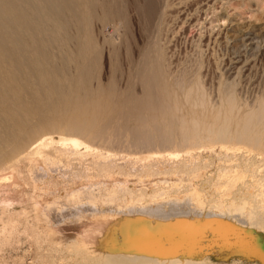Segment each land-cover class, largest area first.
I'll list each match as a JSON object with an SVG mask.
<instances>
[{
	"label": "rangeland",
	"instance_id": "rangeland-1",
	"mask_svg": "<svg viewBox=\"0 0 264 264\" xmlns=\"http://www.w3.org/2000/svg\"><path fill=\"white\" fill-rule=\"evenodd\" d=\"M119 1L129 18L122 28V33L124 32L126 34V39L123 45L119 46L120 48L117 55L111 52L109 45L105 42L107 31H104L102 22L96 20L94 22L95 25L92 24L91 26L92 30L94 29L93 33L100 45L101 54V60L96 70L97 79L93 80V85L100 83L104 87H107L109 83L114 81L116 83V91L125 90L129 83V80L127 81L126 78L127 57L124 56L125 46L127 44L130 45L132 58L136 59L139 55V47H143L147 44L150 35L157 31L159 45L165 55V67L168 69L166 70L170 79L169 81L172 84L180 83L185 87L192 86L198 82L201 85V93L209 99L213 106L219 107L220 110L217 114H209L207 116V119L210 121H206L207 123L213 122L215 120L213 118L218 119L217 116L219 114V116H221L219 117L221 121L224 117H246L250 115L249 111H256L257 108H260L259 106L263 105L264 0ZM124 36L125 35H123V37ZM123 37H121V39ZM121 39L118 40V45H120ZM114 64H116L117 69ZM139 85L138 83L134 85V90L136 92L141 91V85ZM220 119L218 121H220ZM38 121L39 117L32 121L30 126L22 131L21 135L14 143L6 146L0 151L1 170L11 166L14 168L16 167L20 171V176L28 181V170L30 166H34L35 163L24 157L19 161L17 160L29 143L47 137L45 136L47 130L39 131L35 134L32 133V131L36 129ZM124 123L126 122L124 121ZM134 125L137 126L135 121H129V126ZM233 127L237 128V125ZM48 136L57 139L56 141L53 140V143L50 144V149L55 151L60 145L58 143H60L59 139L62 134L59 135L58 133H54ZM64 136L70 137L67 135H63V137ZM209 136L208 134L198 146L195 145V147H191V150L189 149L192 153V155L189 156L194 158L189 157L184 151L176 150L175 152V149L166 151V153L154 152L155 155H152L151 152L137 154L129 153L130 149L129 151H122L120 149L114 150V148L110 149L111 147L97 146L92 143L90 144L95 149V152H87V156L84 157L87 159H83L82 162L81 159L79 160L78 158L74 161L71 160L73 163L72 164L70 161L72 166H68L69 163H64L68 162L66 158H62L63 160L61 157L60 159L58 157H56L57 159L54 158V161H57L56 167H50L51 169L47 171V177L49 180H56L55 183H57L59 188L61 187V189H63L64 186H73L72 183H74L73 181L76 180L78 175L80 179L77 178V181H84L83 183H85L88 180L87 183H92L90 186L95 187L96 193H98V191L99 193H105L103 195L101 194L103 199L110 194L112 198L116 195L115 197H117V200H114L116 202H112L110 196L106 199L108 200L110 198L111 201L109 199L106 202V199L102 200L101 197L98 201L102 200V202L99 204L98 202L94 204L92 200L89 199L85 200L86 202L84 201L86 204L81 203L83 207L81 204L74 205L75 207H79V209L74 206L71 208L68 207L66 205L68 201L62 198L60 204L64 202L63 205L65 204V208L58 207V209L55 208L57 211H49L45 207L43 211V206L37 203V205L34 204L35 200L33 202L31 194L32 187L30 184L28 183V185L27 181L23 178L19 181L17 180L18 182L13 183L14 185L9 187L10 190L14 192L10 191L9 194L15 199L14 202L11 201L8 206L0 209V221L1 219L3 221L0 222V264H118V262L119 264H173L177 257L178 262L175 264H264V154L262 153L264 149H251L247 143L215 141L214 136H212L211 139H209ZM80 139L84 141L82 138ZM82 151H84V149H82ZM190 151L187 152L186 150L185 152L189 154ZM171 152L175 153V155ZM178 152L181 154L179 155ZM120 153L123 154L121 155ZM159 153H161V156ZM94 154L99 155H96V158H94ZM108 154H110V157ZM145 155H152L153 157L142 159V156ZM92 158L96 159L98 162L100 161V163H106L107 161L108 164L110 161L112 165L118 162L116 163L117 165L115 164V167H117L115 169L116 171H118L120 167L121 169L125 167L127 171L124 169L122 170L126 171L127 174L123 173L124 175H128V173H130V175L132 173L136 174L134 176L129 175L132 178H130L128 182L129 187L132 188L135 193H133L134 191L130 192L132 189H129V191L126 190L125 192L120 190L119 192V189H121L120 186H122L124 182L120 185L121 178H119L120 180L116 179L120 177V175L121 177L125 176L119 171L120 175H117L119 174L118 172L116 174L112 171L110 175L109 170H107L109 173L105 171L108 175L103 172L101 173V171H98L99 168L90 164V159ZM59 160L63 162H58ZM102 160L105 161L103 162ZM144 164L146 169L143 167ZM59 166L60 168L57 169ZM136 168L140 171L142 170V173L136 171ZM81 169L83 172L80 171ZM63 170H68L69 173L66 174L68 171L64 172ZM91 170L95 172L93 173ZM135 171L137 173H135ZM58 173H61V175ZM76 173L77 175H74ZM103 174H106V177ZM112 174H114V176H112ZM171 174L173 175L171 176ZM81 175H83V177ZM89 175L97 177L99 181L91 179L92 177ZM115 175L118 177L116 178ZM73 176L76 177L74 178ZM99 176L102 179L105 177L106 180H102ZM108 177L112 178L110 183L109 180H107ZM114 177L116 181L113 180ZM152 179H154L156 184L151 182ZM130 180L132 181L131 183ZM164 180H166V182H164ZM100 181H102V187ZM147 181L148 183H152H150V186L155 184L154 188L151 187L153 189L149 188V184L146 186ZM97 182H99V184ZM1 183L0 181V185ZM21 184L25 185L23 186ZM114 184H116V188ZM133 184L135 185L133 186ZM110 186L112 188H110ZM193 186H196V188ZM17 187L18 189H15ZM107 187L108 189L110 188V194L106 191ZM115 190L118 192V195L112 194V191ZM22 191L24 193L22 195H26L25 198L23 197V199H20V197H22L20 195ZM138 191L144 194L140 195ZM148 191L150 192L149 194H147ZM152 192H158L159 195L156 194L154 197ZM160 192H162L163 195ZM0 193L6 194L3 191ZM125 193L129 196L126 198V201L129 200L134 204L126 203V201L122 199V197H125ZM136 194L137 197L145 195L146 197H144L146 201L148 200V203L144 201V198H142V200L141 198L137 199ZM132 195L133 197L131 198L130 196ZM147 195H151L155 198L153 199V203L151 202L152 199L151 201L147 199ZM156 196H158V198ZM173 197L174 201L175 198L180 201L178 204L179 208L173 209L177 211H175L176 213L171 210L172 216L170 214V216L168 215V217L166 216L165 218L161 209L165 207L167 208L164 210L168 209V207L172 208V206L178 203L173 201ZM118 198H121L122 201ZM136 199L141 203L142 201L146 203H138ZM96 200L97 199L93 202H96ZM133 200L137 202L138 207L141 205L144 208L143 212L141 209L142 207H136L135 205L137 204ZM166 201L168 202L165 203ZM159 202H161V206L164 205L163 208L160 207L161 209H159V214L162 212L160 215L158 214L157 208V213L154 214L155 208L153 207V205L156 207ZM171 203L172 206L169 205ZM33 204L35 206H33ZM69 204L72 205L71 203ZM89 205L90 207L87 208ZM130 205L132 206L131 209ZM143 205H145V207ZM66 206L69 210H67ZM133 206H135V208ZM147 206H149V209L153 207L154 210L153 208L151 209L154 212L149 209L148 212L145 211ZM91 208L94 209V211ZM173 208H175V206ZM95 209L97 212H95ZM46 211L48 216H46ZM167 211L170 213L169 210ZM12 212H17V214L15 213V217L19 219V222L8 226L7 220H9L8 217H10L9 213L11 214ZM39 212L41 213L39 214ZM44 212L45 214H43ZM71 213H73L74 216ZM21 214L23 215L20 218ZM164 214H166V211ZM82 216H84V218ZM95 216L98 218L101 217L102 219L100 218L99 220H101L102 223L98 221V218L96 219ZM103 216H105V219ZM110 216L112 219H110ZM124 216L127 217L124 218ZM140 216L143 217L139 218ZM145 216L147 217L146 220H148H145L147 223L143 220L146 218ZM161 216L162 218H160ZM106 217L110 219L108 222L105 221ZM129 217H133V221ZM118 219L120 221L122 219V221L120 222ZM142 220L144 221V227L140 225ZM103 221L106 222V224ZM148 222L152 225L151 227L148 225ZM114 223L116 225H112L109 228L110 224ZM124 223H127V225ZM138 223H140V226ZM16 225L17 227H15ZM123 225L125 227H123ZM137 225L139 227H135ZM145 225L155 231L152 237L146 233ZM98 226L101 227H99V229H101L100 231ZM127 226H134L133 228L135 229ZM141 226L143 229L138 230ZM124 228H129V230L126 229V232ZM132 230H136L135 232L137 234L133 231V233H135L133 236ZM140 230L143 232L145 230V232L140 233ZM160 233L163 234L160 235ZM126 234L131 235L127 236ZM137 235L142 238L140 239L139 237L137 240L142 244L139 242V244L136 243L135 240L137 237L135 239L134 237ZM169 236L172 237L168 238ZM128 237H131L130 240ZM134 241L137 245L132 248L130 244L132 243V245H134ZM134 247H138V250L135 249L137 253L139 248L141 250L136 257L133 256L136 255L133 254L134 251H132ZM126 248L129 249L127 250ZM115 249H117V251H115ZM117 256L121 259L118 257V259L116 258L118 262L114 260L115 262L112 263V259H115ZM170 258H174V262L170 260ZM126 260H128V262Z\"/></svg>",
	"mask_w": 264,
	"mask_h": 264
},
{
	"label": "bare ground",
	"instance_id": "bare-ground-1",
	"mask_svg": "<svg viewBox=\"0 0 264 264\" xmlns=\"http://www.w3.org/2000/svg\"><path fill=\"white\" fill-rule=\"evenodd\" d=\"M128 18L129 17L127 15V12L123 8L119 0H0V151L3 150V148H5L6 146L14 143V141H16L17 138L21 135L22 131L28 126H30V123L38 117H39V121L37 127L34 131H32V133L35 134L38 133L39 131L47 130V132L45 133V136L47 137L45 139L35 140L29 143L21 152L20 157L17 160L19 161L22 159V157H24L26 159H29L30 161L32 160L35 163V165L33 164L34 166L30 164L31 166L28 170L29 176L27 178L28 181L22 176H20V171L16 167L14 168L13 166H11L9 168H5L2 170L0 169V181L2 182L1 183L2 186L0 185L1 187L0 192L3 191L6 193V194L0 193V209L2 207L4 208L8 206L11 203V201L14 202L15 199L12 198V195H9L11 191L9 187L11 185H14L13 183L18 182L21 178L25 179L27 181V184L28 183L30 184V186L32 187L31 194L33 197V202L35 200L34 204L37 203L40 206H43L42 207L43 211L45 207L49 211L50 210L57 211L56 209H58V207L65 208V204L63 205L64 202L60 204L62 198H65V201L67 200L69 203L72 204L70 205L68 202L66 203V205L70 208L73 207L74 205H79L81 203H84L85 200H89V199L92 200V203L97 204L98 202L99 204L102 202V200H105L109 196L110 198H112L111 197L112 195L109 193V189L112 188L111 186L109 189L108 187L106 189V191H108L107 193L110 195L107 196L105 199H103V196H101V194L103 195L105 193L102 192L99 193V191L98 193H96V190L94 189L95 187L90 186L92 185V183L91 184H89L90 182L87 183L88 180L85 183H83L84 181L83 182L77 181V178H79L77 173L74 174L77 175V177L75 176L76 180L73 181L74 182L72 183L73 186L71 185L66 187L64 186L63 189H61V187L60 188L58 187L57 183H55L56 180L52 181L49 180V178L47 177L48 175L47 171L50 170L51 168L56 167L55 165L57 161L56 162L54 161V158L56 157H58L59 159L60 157L61 159L66 158L68 162H64V163L66 164L69 163L68 166L71 165L72 163L71 160L74 161L75 159L78 158L79 160L81 159L82 162L83 159L84 160L87 159L84 158L85 156H87L86 154L87 152L90 151L95 152V149L90 143L96 144L97 146H104L107 148L111 147L110 149L114 148V150L120 149L122 151L123 150L129 151L130 149L129 153H137V154L151 152L153 155L154 152L166 153V151L175 149V152L176 150L184 151V153L189 156L192 155L190 150L193 147H195V145L198 146L200 143H202V141L209 134L210 135L209 139H211L212 136H214L215 141L230 142V143L232 142L247 143L251 147V149L252 148L257 150H259V148L264 149V103L262 106H259L260 107L259 109L254 108L256 109V111L255 110L254 111L252 110V112L249 111L250 112L249 116L242 118L238 116L236 117L234 116L229 118L227 114L228 118L224 117L223 120L221 121V119L219 118L221 116H219L220 115L219 114L217 116L218 119L213 118L215 120L209 123L210 121L209 119H207V116L209 114H217L220 110L219 107L213 106L210 103L209 99L201 93V85L198 82H196L192 86L185 87L180 83L172 84L169 81L170 79L168 77V72H167L168 69L167 67H165V55L162 51V48L159 45V37L157 31L153 32L150 35V39L147 42V44H145L143 47H139L140 48L139 55L136 59L132 58L130 45L127 44L125 46V55L124 54L123 55L127 57L126 78L127 81L129 80L128 86L125 90L119 92L116 91V83L114 81L109 83L107 87H104L100 83H98L97 85H93V80L97 79L96 70L101 60V54H100V45L93 33L94 29L92 30L91 27L92 24H94L96 20L102 22L104 31L105 30L107 31V33L105 32L106 33L105 42L106 44L109 45L111 52L114 53V55H117L120 48L119 46L123 45L126 39V34L124 32L122 33L123 31L122 28L124 27V24L127 22ZM123 35L125 36L123 37ZM121 37L123 38L121 39ZM119 39H121L120 45H118ZM134 48L138 49L136 47ZM114 66L116 67V64H114ZM137 83L141 85L140 92H136L134 90L135 88L134 85ZM219 119L221 122L218 121ZM124 121L126 123H124ZM129 121H135L137 126L135 125L129 126ZM206 121L209 122L207 123ZM234 125H237V128L233 127ZM54 133H58L59 135L62 134V136H60V139L58 138L60 142L58 144L60 145L58 148H56L55 151L50 149L51 146L50 144L53 143V140L56 141L57 139L56 138L53 139L52 136L50 137L48 136ZM63 135H67L70 137H66V136L63 137ZM79 137L82 138L84 141H82ZM82 149H84V151H82ZM186 150L187 152L190 151L189 154L185 152ZM263 151L262 153L264 154ZM110 154H108L109 157ZM173 154L175 155V153ZM178 154L180 155L181 153L178 152ZM96 155L97 154H94L93 157L96 158L95 157ZM152 155L142 156V159L151 158L153 157ZM159 155L161 156V153H159ZM94 158L90 159L91 160L90 164H92V166L95 165L97 168H99V170L98 169L97 170L101 171V173L110 172L111 175V171L116 174L119 171L122 174L123 173L127 174L126 173L127 168L125 169V167H123L122 169L126 171H123L120 166H119L120 167L119 170L117 169L118 171L115 170L117 168L115 167L117 165L116 163L118 162H115L114 160L113 161L115 162L116 165L110 164V161L107 164V161L106 163L104 162L105 160L104 161L102 160L104 163L102 162L100 163V161L98 162ZM62 160H59L58 162L60 161L63 162ZM144 166L145 164L143 165V167ZM59 168L60 166L57 167V169ZM107 170H109V172ZM66 171L68 170H65L64 172ZM80 171L83 172L82 169ZM136 171L142 173V170L140 171L137 169ZM136 171L135 173H137ZM67 173H69V171L66 172V174ZM120 173L117 175H120ZM58 174L61 175V173ZM106 174L103 175L106 177ZM132 174L131 175L130 173H128V175L123 174V176L125 177H121V175L120 177H118L117 175H115L116 178L117 177L118 178L116 179L114 177L113 180L114 179L120 180L119 178H121L120 185L121 183L124 182L122 186H120L121 189H119V192L120 190L125 192L126 190L129 191V189L130 190L132 189L128 185L129 179L132 178L130 176L136 175V174L133 175ZM172 175L173 174H171V176ZM81 176L83 177V175ZM89 176L92 177V175ZM112 176H114V174H112ZM94 177L95 176H93L91 179L97 180V177L95 178ZM105 177L103 179H105ZM99 178L101 177L99 176ZM108 178L107 180H109L110 183L112 181V178L110 177ZM166 180H164V182H166ZM148 181L147 184L145 182L146 186L149 184L148 185L149 188L151 187L154 188V185L156 184L154 182V179H152L151 181L155 183L152 186H150L151 182L148 183ZM101 182L102 181H100V183ZM131 182L132 181L130 180V183ZM94 183L96 184L95 181ZM97 183L99 184V182ZM21 185L24 186L25 184H21ZM114 185H115L114 187L116 188V184ZM134 185L135 184H133V186ZM102 186L103 185L101 183V187ZM194 188H196V186ZM15 189H18V187ZM115 191H112V194L118 195V192L116 191L117 192L116 193ZM133 191L134 190L132 189V191L130 192ZM130 192L127 193L131 194ZM145 192H146V187H145ZM133 193H135V191ZM149 193L150 192L148 191L147 194ZM160 193L162 194V192ZM22 194H24L23 191L22 193H20L22 197H20V195L18 194L20 199H23V197L25 198L26 194L24 196ZM141 194L144 193L140 192V195ZM153 194L155 197V195L158 194V192L157 193L155 192ZM164 195L166 196L165 193ZM115 196L112 198V202L114 200H117V197ZM144 196L145 195L137 197L136 194L137 199L141 198L142 200V198H144L145 199L144 201H146L145 198L146 196L145 197ZM149 196L147 199H150V201L152 199L151 202L153 203V199L155 198L152 197L151 195ZM101 197L102 200L98 201ZM127 197L129 196H127L126 194L124 198L122 197V199L126 201ZM130 197L132 198L133 195ZM156 197L158 198V196ZM95 199H97L96 202H93ZM118 199L122 201L121 198ZM108 200L106 199V202ZM127 201L126 203L129 204L133 203L131 201L129 202ZM173 201H174V197H173ZM175 201L178 202L176 204L172 202L173 204H175L174 205L175 208H173L174 206H172L171 203L169 205H171L172 208L168 207V209L164 210L167 207L163 208L164 206L163 204L167 203L168 201H166L165 203L162 202L163 206H161L160 205L161 202H159V204L157 205V206L160 205L159 207L157 206L155 207V205L151 204L153 205L155 210L153 207L151 208H153V210L155 211L154 214L157 213L156 211L157 208L159 214L160 211L159 209H161L160 207H162L163 209L161 210L163 213L162 212L161 213L165 215L164 217L166 218V216L168 217V215L170 216V214L172 213L171 210L175 212L176 210L174 211L173 209L179 208L178 204L180 203V201L176 198ZM137 202L139 203L140 201L137 200ZM146 202L142 201V203L141 202L140 203L143 204ZM34 204L33 206H35ZM118 205L122 206L120 204ZM67 206L66 208L67 210H69ZM135 206L138 207V204ZM135 206L133 207L135 208ZM143 206L145 207V205ZM149 206H147L145 211L148 212ZM89 207L90 205L87 208ZM75 208H79V207H75ZM131 208L132 206L130 207V209ZM151 208L149 210L154 212ZM96 209L95 212H97ZM141 209L143 212L144 208L142 207ZM92 210L94 211V209ZM167 210H169L170 213ZM165 211L167 215L164 214ZM41 212H39V214ZM15 213L17 214V212ZM15 213L14 212H12L11 214L9 213L10 215V217H8L9 220L6 219L8 222L7 224H9L8 226L14 225L17 222H19L18 221L19 219L15 217L16 215ZM23 214H21V216L19 215L20 218L22 217ZM43 214H45V212ZM71 214L74 216L73 213ZM46 216H48L47 211H46ZM105 216H103V218ZM111 216L110 219H112ZM82 217L84 218V216ZM107 217L105 220L106 222L110 220L107 219ZM126 217L124 216V218ZM141 217L143 216H140L139 218ZM97 218L98 217H96V219ZM100 218L101 217L98 218V221L101 222V220H99ZM132 218L130 219L132 220ZM160 218H162V216ZM146 219L147 217L143 220L145 221ZM143 220L141 221L142 223L141 224L138 223V225L140 224L144 227ZM146 221L145 223H147ZM106 222L104 223L106 224ZM112 225H116V224L115 223L110 224L109 228ZM125 225H127V223ZM138 225L135 227L140 226ZM148 225H150V223ZM142 226L138 228V230L143 229ZM151 226L152 225H150V227ZM15 227H17V225ZM99 227L100 226H98V229ZM123 227L125 226L123 225ZM133 227L132 229H135ZM150 227L149 226L146 227L145 225V230L147 231L146 233H148V235L152 237L155 231L151 230ZM129 228H124V229L126 231V229L129 230ZM147 228L150 230H148ZM100 230L101 229H99V231ZM136 230H132V233L133 231L135 232ZM139 232L142 233L143 231L140 230ZM135 233H133L132 235L134 236ZM161 234L163 233H160V235ZM126 235L128 236L131 234H126ZM136 237H137V239L135 240L136 243L142 244L140 241H137L140 236L137 235L134 237V239ZM171 237L169 236L168 238ZM140 239L142 238L140 237ZM135 241L133 242V244L135 243ZM136 243L134 245H132L131 243L130 246L133 248V246L137 245ZM108 248L111 249L110 247ZM129 248L126 249L128 250ZM135 249L138 250V247L136 248L134 247V250L132 249V251L136 252L137 250L135 251ZM115 251H117V249H115ZM140 251L141 250L139 248L138 253L133 252V254H136L133 256L136 257L137 254L139 255ZM118 257L119 256L115 257V259H112L113 260L112 263L115 262L114 260H117ZM174 258L172 259L170 258V260H173L174 262ZM177 258L175 259V263L178 262ZM128 260L126 261L128 262Z\"/></svg>",
	"mask_w": 264,
	"mask_h": 264
}]
</instances>
